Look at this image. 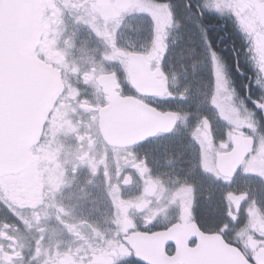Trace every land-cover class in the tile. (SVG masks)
<instances>
[{"label":"flooded vegetation","instance_id":"obj_1","mask_svg":"<svg viewBox=\"0 0 264 264\" xmlns=\"http://www.w3.org/2000/svg\"><path fill=\"white\" fill-rule=\"evenodd\" d=\"M66 1L41 0L37 57L62 74L65 93L32 151V165L0 176V264H155L151 237L172 233L165 250L172 259L179 246H199L197 229L222 238L255 264L264 252V0H134L135 7L126 0H77L79 12L76 0ZM95 24L105 34L85 60V49L93 46L87 30ZM79 29L86 30L82 40ZM126 35L137 40L136 49L120 42ZM77 45H85L79 55L72 48ZM188 48L207 55L222 73L212 76L214 91L222 79L227 90L212 103L200 99L203 89L195 85L205 78L187 79L194 87L179 80L184 72L176 69L178 59ZM132 58L144 71L139 90L158 93L160 85L164 95L139 94L130 77ZM114 94L179 116L175 134L181 131L200 153L198 165L189 158L181 168L195 165L199 183L191 179L190 185L182 176L170 193L160 183L174 157L171 148L164 165L154 143L175 134L134 148L108 146L100 113ZM216 115L221 128L213 123ZM68 118L74 119L76 139L51 135ZM225 124L232 126L228 133ZM248 145L252 150L240 174L230 178L224 171L235 161L228 156ZM154 170L159 176H152ZM111 174L119 181L114 187ZM241 178L245 189H238Z\"/></svg>","mask_w":264,"mask_h":264},{"label":"water","instance_id":"obj_2","mask_svg":"<svg viewBox=\"0 0 264 264\" xmlns=\"http://www.w3.org/2000/svg\"><path fill=\"white\" fill-rule=\"evenodd\" d=\"M43 22L41 0H0V176L18 175L32 165V151L65 93L62 74L37 57ZM137 62L132 58L130 73L136 88L137 82L145 78ZM160 87L153 94L138 91L142 97L162 96L166 89ZM111 98L114 100L109 101L110 106L100 113V130L111 148L138 147L160 135L171 136L178 127L177 114H162L134 98L120 100L115 94ZM251 150V145L236 147L228 156L235 166H227L224 173L230 178L237 176ZM171 235L168 232L148 238L157 252L155 264H252L239 249L220 237H207L198 229L199 246L194 250L179 246L178 254L169 259L165 250ZM255 264H264V252L256 256Z\"/></svg>","mask_w":264,"mask_h":264},{"label":"rangeland","instance_id":"obj_3","mask_svg":"<svg viewBox=\"0 0 264 264\" xmlns=\"http://www.w3.org/2000/svg\"><path fill=\"white\" fill-rule=\"evenodd\" d=\"M85 1H88V0H85ZM126 1H129L130 7H135L134 3L137 4V1H134V0H126ZM60 2H64L65 4H69V1H66V0H60ZM109 2H110V0H107L108 5H109ZM143 6H145V4H143L142 7ZM76 8H77L76 11L79 12L80 5H79V2L77 3V0H76ZM159 9H161V8H159ZM67 18L70 19L69 20V22H70L71 21L70 15H68ZM157 18H158V16H157ZM63 19L64 18H62V23H63ZM181 26L183 29H185V31H187V29H191V28L185 27L184 25H181ZM79 31H81V29H79ZM130 31L133 33H136L135 29H132V28L130 29ZM81 32H84V34L80 35V37L78 38L79 40L83 39V36H85L86 30L82 29ZM103 33H104V31L102 30V27L97 25V24H95L93 28L89 27V29L87 30V35L90 36L89 39L91 38V41H92L91 43L93 46H92V48H90L88 46L85 49V51H84L85 52V60H87L86 56L90 55L89 50L90 49L91 50L96 49L98 37L102 36ZM71 34H73L72 31H70L68 33L69 36H71ZM129 35L132 36V33H130V34L128 33V36ZM128 36L126 35V37L125 36L119 37L121 40L120 42L121 43L125 42L124 46L127 49H130V48L136 49L135 47H136V41L137 40L134 38V36L132 39H129ZM125 39H127V41ZM81 46H85V45H77L76 47H74V46L72 47L73 49L77 50L76 52L79 51L78 55L80 54V51H82ZM189 46H191V45H189ZM54 50L57 51L58 49L55 48ZM75 55L78 57L77 53ZM181 55H183V56H181V58L179 57L178 65L176 67V69H178L179 71L184 72L181 75H179V80H181L180 82L186 81V84H185V87H186V85H188L187 82L189 81L187 79L192 78V76L198 75L199 77H203V78H205L203 85H202V83L195 82V85L199 87V90L203 89V93L200 94V99L203 102H205V104H207L208 102L212 103V100L216 96H217L216 100L219 99V96L221 95V93L226 91L227 89H226V83L222 79V81H220L219 85H218L219 89H216L214 91L215 86L213 85L212 76L218 75V74L220 76L222 75V73H220L219 69L217 70L216 65H213V63L207 59V58H209L207 55H205L203 57L202 54H200L199 52H195V50L193 51V49H192V51H189V48H188ZM96 61L97 60H94L93 63H96ZM70 65L76 66L75 63L69 64V66ZM91 66H92V64L89 66V69L93 68ZM73 68H75V67H73ZM87 68L88 67H84V69H81L79 71L80 72L86 71ZM75 69H77V68H75ZM215 70H217V71H215ZM77 84H78V82H77ZM191 86L194 87V84L191 83ZM68 99H72V98L69 97ZM218 101L220 102V104L223 103V102L221 103L220 100H218ZM217 105H219V103ZM213 119H214L213 123L221 128L222 125L220 124L219 121H217V115H216V117H213ZM64 122H65L64 123L65 125H58L57 129H55L51 135H54V133H55L56 137L61 136V137H64V139H68L69 136H71L69 138L71 141L73 140V138L76 139L77 130H72V128H74V124H75L74 119L68 118ZM223 128H224V131L227 133L232 130V126L227 125V124H225L223 126ZM89 129H90V131H92L91 134L97 133V131H96L97 126H93V127L91 126V128H89ZM84 134H85V129H83V132H80L78 135H84ZM181 134H182V132L180 131V133L175 134L176 136H174L168 140L167 139H161V140H158L154 143L155 146H159L158 151H159L160 155L162 156V159L164 161V165H165L164 156L166 154H169L171 151V148H172L174 161H172L168 166L165 167V171H167V175H165V178L161 180L162 182H160L163 185L164 189H166L169 193L171 192V190L173 188H176V186L178 185V183H176V181H179L182 178V176H183V179H185V181L187 183L188 182L190 183V185L193 182L199 183V181H200V179L197 177L198 173L195 170V165L190 166V168L187 170H183L181 168L182 163H186V161H188L189 158H192V160H194L196 165H198V162L200 160L199 150L197 148L193 147L194 145L192 144L191 139L190 138L185 139L181 136ZM69 144H70V141H69ZM74 150L79 151V149H77V148ZM127 172L128 171H126L125 174H127ZM159 172L160 171L154 170L152 172V176H154V177L159 176ZM91 176H92V174H88V176L86 177V179L88 180V183H89V181H91V180H89ZM115 177L116 176H114L113 174L110 175V182L112 183L111 187H114L116 185L115 183L119 182L118 180H116ZM191 179H193L194 181L191 182ZM122 181H123V179L120 180V182H122ZM96 182L99 183V181H96ZM238 182H239L238 189H240V188L245 189V187H247V185H248V184H245V181L243 178L239 179ZM79 183H81V182H79ZM97 183H95V187H94L95 189L97 188V185H96ZM193 184H192V186H193Z\"/></svg>","mask_w":264,"mask_h":264},{"label":"snow or ice","instance_id":"obj_4","mask_svg":"<svg viewBox=\"0 0 264 264\" xmlns=\"http://www.w3.org/2000/svg\"><path fill=\"white\" fill-rule=\"evenodd\" d=\"M179 41H177V49H178V46H179ZM212 56L215 57V52L213 51L212 52ZM260 107L264 108V105H260ZM25 223H27V221H25Z\"/></svg>","mask_w":264,"mask_h":264}]
</instances>
